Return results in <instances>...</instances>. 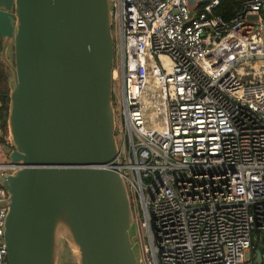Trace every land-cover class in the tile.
Segmentation results:
<instances>
[{
	"label": "built area",
	"instance_id": "2783aa9c",
	"mask_svg": "<svg viewBox=\"0 0 264 264\" xmlns=\"http://www.w3.org/2000/svg\"><path fill=\"white\" fill-rule=\"evenodd\" d=\"M238 1L226 20L220 0H113L117 167L144 264H264V0Z\"/></svg>",
	"mask_w": 264,
	"mask_h": 264
},
{
	"label": "water",
	"instance_id": "95a60500",
	"mask_svg": "<svg viewBox=\"0 0 264 264\" xmlns=\"http://www.w3.org/2000/svg\"><path fill=\"white\" fill-rule=\"evenodd\" d=\"M113 0H0L9 264H144L118 165ZM261 261V253H257Z\"/></svg>",
	"mask_w": 264,
	"mask_h": 264
},
{
	"label": "trees",
	"instance_id": "16d2710c",
	"mask_svg": "<svg viewBox=\"0 0 264 264\" xmlns=\"http://www.w3.org/2000/svg\"><path fill=\"white\" fill-rule=\"evenodd\" d=\"M240 7L238 0H220V4L215 9V13L221 15L224 19H229L234 12ZM1 48V44H0ZM9 71L7 67L0 60V143H4V134L7 126V110L9 103Z\"/></svg>",
	"mask_w": 264,
	"mask_h": 264
},
{
	"label": "rangeland",
	"instance_id": "374dc122",
	"mask_svg": "<svg viewBox=\"0 0 264 264\" xmlns=\"http://www.w3.org/2000/svg\"><path fill=\"white\" fill-rule=\"evenodd\" d=\"M113 38H115V37L113 36ZM115 41H116V38H115ZM117 61H118V55H117V49H116V46H115V64L117 63ZM251 66L252 65L250 63H248V62H246V64L244 65L245 68L246 67H251ZM114 87H115V89L117 88L116 81L114 82ZM1 132L3 133L2 129H1ZM3 138H4V143H0V162L8 161V154L7 153H8L10 138H9V133H8L7 126H6V133L4 134ZM135 240L140 244V247H141L142 242L139 239H135ZM63 252L65 253V256H64V259H63V264H73V257H72L71 250L68 249V248H64Z\"/></svg>",
	"mask_w": 264,
	"mask_h": 264
},
{
	"label": "flooded vegetation",
	"instance_id": "af4514ba",
	"mask_svg": "<svg viewBox=\"0 0 264 264\" xmlns=\"http://www.w3.org/2000/svg\"><path fill=\"white\" fill-rule=\"evenodd\" d=\"M0 44H1V46H2V40H1V38H0ZM0 51H1V48H0Z\"/></svg>",
	"mask_w": 264,
	"mask_h": 264
},
{
	"label": "bare ground",
	"instance_id": "6f19581e",
	"mask_svg": "<svg viewBox=\"0 0 264 264\" xmlns=\"http://www.w3.org/2000/svg\"><path fill=\"white\" fill-rule=\"evenodd\" d=\"M114 75H115V72H114Z\"/></svg>",
	"mask_w": 264,
	"mask_h": 264
}]
</instances>
